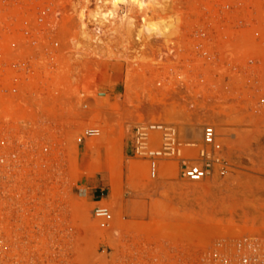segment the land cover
I'll return each mask as SVG.
<instances>
[{
  "label": "rangeland",
  "instance_id": "obj_1",
  "mask_svg": "<svg viewBox=\"0 0 264 264\" xmlns=\"http://www.w3.org/2000/svg\"><path fill=\"white\" fill-rule=\"evenodd\" d=\"M154 1L166 13L146 18L175 26L165 44L138 38L140 19L132 34L105 21L97 36L88 16L95 0H0L4 45L22 46L27 30L37 33L39 47L58 43L55 90L73 95L74 109L81 93L88 105L83 120L71 119L77 130L67 142L65 192L25 216L39 229L18 232L25 243L8 247L9 264H113L132 252L154 253L161 264H203L214 243L264 223V37L253 36L264 32V0ZM141 122L172 124L181 142L198 141L212 125L240 171L225 184L192 186L179 181L175 162H164L151 182L131 150ZM85 127L101 134L76 146ZM52 173L47 178L59 175ZM111 186L117 202L105 204L117 240L92 221V200L78 196L79 189H102L107 199Z\"/></svg>",
  "mask_w": 264,
  "mask_h": 264
},
{
  "label": "built area",
  "instance_id": "obj_2",
  "mask_svg": "<svg viewBox=\"0 0 264 264\" xmlns=\"http://www.w3.org/2000/svg\"><path fill=\"white\" fill-rule=\"evenodd\" d=\"M5 35L0 32V261L9 264L8 247L25 243L18 232L39 229L25 216L38 212L42 199L57 198L65 192L62 174L66 169L67 142L77 130L71 119L80 114L78 117L83 120L88 105L87 97L81 93L80 106L74 109L76 98L55 90L58 43L49 48L39 47L35 40L37 33L27 30L21 33L24 44L9 48L4 45ZM253 36L260 41L264 32L256 31ZM100 134L98 128L85 127L74 143L81 146ZM131 150L135 159L146 163L151 182L157 180L164 162H175L179 181L192 186L225 184L240 171L228 157L227 148L212 125L203 126L198 141L181 142L174 125L141 122L132 129ZM55 155L58 157L53 159ZM52 172L59 175L47 178ZM78 196L94 200L86 188L79 189ZM93 204L91 218L96 227L119 239L104 191ZM46 225L49 227L50 223ZM249 227L253 229L250 234L214 243L203 264H264V223ZM14 263L23 261L17 259ZM113 264H161V259L154 253L142 257L132 252Z\"/></svg>",
  "mask_w": 264,
  "mask_h": 264
},
{
  "label": "bare ground",
  "instance_id": "obj_3",
  "mask_svg": "<svg viewBox=\"0 0 264 264\" xmlns=\"http://www.w3.org/2000/svg\"><path fill=\"white\" fill-rule=\"evenodd\" d=\"M158 3L159 2H155L154 0L153 1L152 0H95V10L93 11V13H90V15L88 16H89V19H92L94 23L98 24L94 27V33L97 36H100V33H101V27L99 26V24L105 21L116 23L124 31L129 30V33H130L132 31L131 27L133 26L134 21H136L137 19H140V26L137 28V31H135L137 34L136 36L138 38L143 39L142 41L150 43V44L152 43H157L158 45L161 43L165 44V42L169 40L168 38L170 37L172 30H174L175 28L174 24L171 21H169V19H162L161 18L162 16L160 17L159 15H158V18L159 17L160 18L156 20H149L146 18L147 15H157L159 13L160 14L164 13V11L166 10V6L160 4L161 2L159 4ZM93 37L96 38V36H93ZM173 38L175 37L173 36ZM88 39L86 40L85 38V41H88ZM156 47L157 46H155V48ZM92 148L93 146L91 144H88V146L86 147V150L90 151ZM113 173H111V175L115 176L116 174H113ZM113 182L114 180H112V183ZM113 186H111V191H112L111 198H112V204L113 203L116 204L117 202L116 191H115V187ZM115 241L113 240V242ZM110 244H112V242ZM115 246L116 245H114V247Z\"/></svg>",
  "mask_w": 264,
  "mask_h": 264
},
{
  "label": "crops",
  "instance_id": "obj_4",
  "mask_svg": "<svg viewBox=\"0 0 264 264\" xmlns=\"http://www.w3.org/2000/svg\"><path fill=\"white\" fill-rule=\"evenodd\" d=\"M103 190L102 189H98V190H95L93 192H91V195L92 197L94 198V200L92 201V203H94V201L96 200V197H100L101 194H102ZM106 201H110L111 204H112V198H111V193H110V196L107 197V199H105Z\"/></svg>",
  "mask_w": 264,
  "mask_h": 264
}]
</instances>
